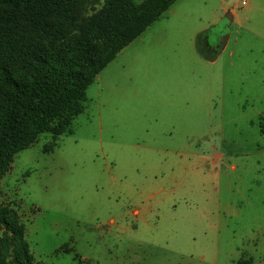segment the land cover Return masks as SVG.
<instances>
[{"label":"rangeland","instance_id":"1","mask_svg":"<svg viewBox=\"0 0 264 264\" xmlns=\"http://www.w3.org/2000/svg\"><path fill=\"white\" fill-rule=\"evenodd\" d=\"M71 128L0 179L36 262L264 264V0H177L96 76Z\"/></svg>","mask_w":264,"mask_h":264},{"label":"trees","instance_id":"2","mask_svg":"<svg viewBox=\"0 0 264 264\" xmlns=\"http://www.w3.org/2000/svg\"><path fill=\"white\" fill-rule=\"evenodd\" d=\"M176 1L0 0V179L40 134L72 132L96 76ZM0 264H40L17 208L1 200Z\"/></svg>","mask_w":264,"mask_h":264},{"label":"flooded vegetation","instance_id":"3","mask_svg":"<svg viewBox=\"0 0 264 264\" xmlns=\"http://www.w3.org/2000/svg\"><path fill=\"white\" fill-rule=\"evenodd\" d=\"M226 26H229V22H227ZM225 34H226L225 31L222 30L221 28L217 29L216 33L214 34L215 36L213 35L214 36L213 41L221 42Z\"/></svg>","mask_w":264,"mask_h":264},{"label":"crops","instance_id":"4","mask_svg":"<svg viewBox=\"0 0 264 264\" xmlns=\"http://www.w3.org/2000/svg\"><path fill=\"white\" fill-rule=\"evenodd\" d=\"M229 12V11H228ZM230 13L232 14V20L234 19V15H233V12L232 11H230ZM215 32H216V30H215ZM218 56L216 55V56H214V59H216ZM139 212H140V210L139 209H134V213H137V214H139Z\"/></svg>","mask_w":264,"mask_h":264},{"label":"water","instance_id":"5","mask_svg":"<svg viewBox=\"0 0 264 264\" xmlns=\"http://www.w3.org/2000/svg\"><path fill=\"white\" fill-rule=\"evenodd\" d=\"M226 19L228 20V22H231L232 21V14L230 12H227L226 13Z\"/></svg>","mask_w":264,"mask_h":264},{"label":"built area","instance_id":"6","mask_svg":"<svg viewBox=\"0 0 264 264\" xmlns=\"http://www.w3.org/2000/svg\"><path fill=\"white\" fill-rule=\"evenodd\" d=\"M248 1H249V0H240V4H241L242 6H246V5H248Z\"/></svg>","mask_w":264,"mask_h":264}]
</instances>
